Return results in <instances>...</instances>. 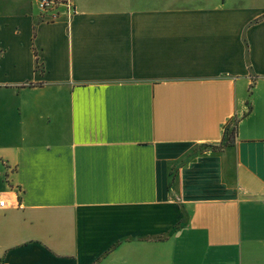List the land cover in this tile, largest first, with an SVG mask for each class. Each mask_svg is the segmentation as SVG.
I'll use <instances>...</instances> for the list:
<instances>
[{
	"label": "crops",
	"instance_id": "obj_1",
	"mask_svg": "<svg viewBox=\"0 0 264 264\" xmlns=\"http://www.w3.org/2000/svg\"><path fill=\"white\" fill-rule=\"evenodd\" d=\"M70 1L0 0V264H264V0Z\"/></svg>",
	"mask_w": 264,
	"mask_h": 264
},
{
	"label": "built area",
	"instance_id": "obj_2",
	"mask_svg": "<svg viewBox=\"0 0 264 264\" xmlns=\"http://www.w3.org/2000/svg\"><path fill=\"white\" fill-rule=\"evenodd\" d=\"M36 4L44 22L54 23L61 19L69 22L75 14V8L70 0H37ZM8 208L10 206L7 199L0 195V210Z\"/></svg>",
	"mask_w": 264,
	"mask_h": 264
},
{
	"label": "trees",
	"instance_id": "obj_3",
	"mask_svg": "<svg viewBox=\"0 0 264 264\" xmlns=\"http://www.w3.org/2000/svg\"><path fill=\"white\" fill-rule=\"evenodd\" d=\"M235 137V128H231L230 130L226 131V141L230 145L233 143Z\"/></svg>",
	"mask_w": 264,
	"mask_h": 264
},
{
	"label": "rangeland",
	"instance_id": "obj_4",
	"mask_svg": "<svg viewBox=\"0 0 264 264\" xmlns=\"http://www.w3.org/2000/svg\"><path fill=\"white\" fill-rule=\"evenodd\" d=\"M48 23V22H47ZM229 130H230V128H229Z\"/></svg>",
	"mask_w": 264,
	"mask_h": 264
}]
</instances>
